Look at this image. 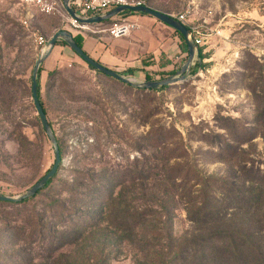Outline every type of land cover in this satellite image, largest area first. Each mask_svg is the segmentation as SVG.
<instances>
[{
    "label": "rangeland",
    "instance_id": "rangeland-1",
    "mask_svg": "<svg viewBox=\"0 0 264 264\" xmlns=\"http://www.w3.org/2000/svg\"><path fill=\"white\" fill-rule=\"evenodd\" d=\"M151 1L169 14L194 2ZM197 4L196 19L214 34L207 67L162 90L100 73L69 45L54 46L40 67L39 98L63 161L33 199L0 202V264H12L20 249L33 253V264H212L206 250L185 263L172 259L193 236L231 231L264 251V0ZM67 17L0 0L1 193L27 191L55 162L32 94L45 48L34 31L101 40ZM145 71L120 73L144 80ZM147 71L163 79L158 68ZM199 207L215 214L204 218Z\"/></svg>",
    "mask_w": 264,
    "mask_h": 264
},
{
    "label": "crops",
    "instance_id": "crops-1",
    "mask_svg": "<svg viewBox=\"0 0 264 264\" xmlns=\"http://www.w3.org/2000/svg\"><path fill=\"white\" fill-rule=\"evenodd\" d=\"M193 1L198 5V0ZM148 2L150 7L167 13L166 10H163L151 0H148ZM194 2L189 1L190 4ZM93 16L96 15H90L88 18ZM118 17L136 21L139 26L126 36L114 38L107 37L102 31L103 28H108L112 23L107 24L108 22L104 21L90 25L95 28L93 33L99 35L100 41L93 36L88 38L84 36V50L103 65L119 71V73L121 70L132 71L134 68L143 69L146 70V73H149L147 70L158 68L161 74L172 70L178 72L187 62L189 52L184 51L182 40L173 27L152 15L141 12L135 13L129 10L128 13L118 14L113 18ZM77 33L79 32L72 34ZM207 48L209 49L210 46H207ZM195 63L192 70H194Z\"/></svg>",
    "mask_w": 264,
    "mask_h": 264
},
{
    "label": "water",
    "instance_id": "water-1",
    "mask_svg": "<svg viewBox=\"0 0 264 264\" xmlns=\"http://www.w3.org/2000/svg\"><path fill=\"white\" fill-rule=\"evenodd\" d=\"M71 0H64L65 7L69 14L75 18H77L82 24H88L91 25L93 23H102L104 21H107L109 19H112L113 17L117 16L118 14L124 12V11H134V12H141L146 13L149 15L154 16L158 20L162 21L163 23L173 27L175 30H178L181 32L185 38V40L188 43V49H189V57L187 62L183 65V67L175 74L171 75L169 77L163 78V79H155V80H137L134 77L131 76H125L118 71L108 68L107 66L103 65L98 60L91 57L84 48H81L74 40V35L67 29H61L57 31L47 42L45 45L43 54L38 58L36 65L34 67L33 73H32V94L33 99L35 103V107L37 109L38 115L42 121L43 127L50 137V140L52 142V145L54 147L55 151V162L53 163L52 167L41 177L39 178L27 191L16 195H7L0 192V201H22L26 198H29L31 196H34L40 189H42L48 181L54 177L58 171V168L60 166V163L62 162L61 153L59 149V144L57 137L55 135V132L52 128V125L50 124L47 114L44 111V108L41 104L39 95H38V74L39 69L42 65V63L50 56L52 53V50L54 46L56 45V42L59 39H63L67 42V44L71 47V49L77 53L80 57H82L88 64L92 65L95 69H97L100 72H103L107 75H110L120 81H123L128 84L135 85L137 87H142L146 89H158L162 86H168L175 84L177 82H182L187 79H189L192 74V67L195 63V60L199 59V48L194 42L193 39L189 37V30L188 27L170 15L169 13H165L162 11H159L157 9H154L150 6H133V5H120L117 6L108 12L96 15L89 18L81 17L77 14V12L70 6Z\"/></svg>",
    "mask_w": 264,
    "mask_h": 264
},
{
    "label": "trees",
    "instance_id": "trees-1",
    "mask_svg": "<svg viewBox=\"0 0 264 264\" xmlns=\"http://www.w3.org/2000/svg\"><path fill=\"white\" fill-rule=\"evenodd\" d=\"M135 13H137V12H135ZM110 20L111 19L107 20L106 22H109ZM175 32L180 36V38L182 40V46H183L184 51L189 52L188 43L185 40L183 34L181 32H179L178 30H175ZM84 39H85L84 35L81 32L74 35L75 42L81 48L84 47ZM56 44L68 45L67 42L63 39H59L56 42ZM207 57H208V55L203 53V48L199 47V59L195 63V66L197 69L204 70L207 67V63H204V61H203ZM89 66L91 69L98 71L92 65L89 64ZM41 70L42 69L40 68L39 74H38V80H39V75L41 73ZM98 72H100V71H98ZM100 73H103V72H100ZM176 73H177V70L162 72L159 77L166 78V76L168 77L170 75H175ZM108 76H110V75H108ZM110 77H112V76H110ZM145 78H146L145 80H155V79H152V77L149 75V73L146 74ZM168 86H162V87L158 88V90L165 89ZM150 90H154V89H150ZM155 90H157V89H155ZM38 95H40L39 81H38ZM41 104L44 108L45 113L47 114V110H46L44 104L42 103V101H41ZM59 149H60L61 158H62V150H61L60 146H59ZM62 161H63V159H62ZM61 163H60V165H61ZM59 169H60V166L58 168V171H59ZM58 171H57V173H58ZM57 173H56V175H57ZM54 177H52L48 181V183L42 189H40L34 196L26 198L22 201H0V202H4L7 204H13L14 205V204H21V203H24L26 201H29L30 199H33L43 189L48 187L52 183ZM261 180H263V179H261ZM249 181H251V180H249ZM222 184L223 183L221 181V183L219 185H222ZM198 210H200V211H197V212L202 213L204 218H210L211 216H213L215 214V212H212V210H209V209L206 210V208L200 209V207H199ZM195 214H196V212H195ZM192 220L196 223L199 220L200 221H206V220L197 219L196 215L194 218H192ZM23 236L24 237H22V238H25V236H26V238L28 240L32 239L30 237V235H28L29 237H27L26 233L23 234ZM215 242H220L222 244L221 247H219V249H218V247H216V245H214ZM209 246H211V247L209 248ZM216 249H218V250H216ZM205 250L209 251L210 256H212L209 260H207L208 262H211L212 264H264V255H263L264 251H263L262 246L257 244L255 241H253L249 234L239 233V232H235V231H231L228 233H214L210 236H205V235L204 236H193L191 239H188L184 243H182L181 248L178 251V255H177L178 257H174L172 259V262L177 261L180 263H185L190 258H193L198 251H205ZM14 254L17 257L16 256L14 257L12 264H33L34 256H33V253H31L30 251L25 252L24 249H20V250H17Z\"/></svg>",
    "mask_w": 264,
    "mask_h": 264
},
{
    "label": "built area",
    "instance_id": "built-area-1",
    "mask_svg": "<svg viewBox=\"0 0 264 264\" xmlns=\"http://www.w3.org/2000/svg\"><path fill=\"white\" fill-rule=\"evenodd\" d=\"M24 6L33 8L44 14L61 13L66 11L69 15L67 21L76 29L89 30L93 28L88 24H82L77 18L71 16L67 11L64 0H21ZM120 5H133V6H149L148 0H71L70 6L77 12L81 17L88 18L90 15H101L105 11H109ZM196 3H191L188 8L181 13H170L173 17L184 23L189 30V37L194 40L196 45L203 48L207 46L209 40L212 37L213 31L210 27H207L205 23H199L195 17ZM109 9V10H108ZM106 11V12H107ZM23 24L28 26L29 19H23ZM136 21L129 20L127 18H119L113 20V22L107 28L111 37L120 38L130 34L133 30L138 28ZM81 32V31H79ZM220 34V31H216ZM36 40L46 45L48 39L34 31Z\"/></svg>",
    "mask_w": 264,
    "mask_h": 264
}]
</instances>
